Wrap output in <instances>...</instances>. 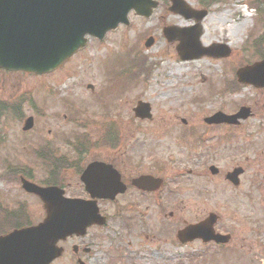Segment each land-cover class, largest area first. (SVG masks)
<instances>
[{
    "label": "rangeland",
    "instance_id": "1",
    "mask_svg": "<svg viewBox=\"0 0 264 264\" xmlns=\"http://www.w3.org/2000/svg\"><path fill=\"white\" fill-rule=\"evenodd\" d=\"M157 1L149 17L131 11L127 25L119 24L100 41L88 38L54 72H0V99L16 105L13 113L0 118V227L43 218L41 203L20 188L15 171L25 169L34 182H45L51 166L38 157L44 144L55 152L58 146L72 165L63 183L75 193L80 166L106 154L94 146L75 155L69 143L83 137L95 145L104 141L105 130L113 129L121 136L124 156L146 158L143 165L152 163L165 185L151 201L140 197L138 202L147 205L130 214L128 224L111 216L102 251L90 256L96 258L93 264H264V88L238 83L233 90L223 87L224 80L233 79L236 66L262 57L264 0H184L207 11L200 43L230 48L226 57L191 60L177 56V41L167 42L162 28L184 29L193 20L169 12L167 0ZM149 36L154 43L145 48ZM139 100L150 103L151 119L133 117ZM241 107L251 113L238 125L203 121L215 111L232 114ZM28 115L34 125L23 132ZM210 165L218 167L217 175L209 173ZM237 165L244 174L234 187L224 174ZM19 205L27 220L5 218ZM209 212L219 216L216 228L231 234L227 245L181 246L171 241L184 222L198 221ZM111 251L121 253L119 261L110 258ZM54 264L69 262L62 257Z\"/></svg>",
    "mask_w": 264,
    "mask_h": 264
},
{
    "label": "water",
    "instance_id": "2",
    "mask_svg": "<svg viewBox=\"0 0 264 264\" xmlns=\"http://www.w3.org/2000/svg\"><path fill=\"white\" fill-rule=\"evenodd\" d=\"M169 10L192 18L195 24L187 29L166 26L162 32L167 41L178 40L176 51L183 60L201 57L227 56L229 49L221 44L202 47L200 21L205 10H193L183 0H169ZM155 0H0V68L8 71H25L36 74L50 72L76 50L86 44L87 35L102 39L107 30L119 23L127 24V14L148 17L156 8ZM153 43L147 38L146 47ZM238 82L264 87V57L261 61L236 70ZM139 118L150 117V106L138 102L133 109ZM248 108L241 107L227 115L216 112L206 117L207 124H237L246 118ZM33 124L32 117L26 118L23 130ZM212 174L217 168L210 166ZM241 167L227 172L225 179L238 185ZM80 180L92 198H113L120 189L119 176L110 165L91 163L81 173ZM22 188L37 195L43 202L44 219L36 225L15 228L0 235V264H48L60 255L56 242L71 234L83 235L91 224H102L104 218L98 214L95 200L69 198L57 186H38L20 178ZM161 180L152 176H140L132 181L136 187L153 190ZM122 191V189H121ZM217 215L209 213L203 220L186 225L178 230L180 242L193 239L225 243L229 235L215 233L213 225Z\"/></svg>",
    "mask_w": 264,
    "mask_h": 264
},
{
    "label": "flooded vegetation",
    "instance_id": "3",
    "mask_svg": "<svg viewBox=\"0 0 264 264\" xmlns=\"http://www.w3.org/2000/svg\"><path fill=\"white\" fill-rule=\"evenodd\" d=\"M71 147L76 155L78 150L77 146L73 145ZM101 149H104L103 152L106 155L97 158H90L85 163V165L94 161L110 164L115 170L118 171L120 180L125 188L122 192L116 194L114 198L111 200L97 201L99 212L106 217V222L103 225H92L87 228L86 234L84 236L72 235L66 238L64 241L59 242V245L62 246V253L59 258L67 257L69 264H93V262L91 261L95 260L96 258L91 259L90 256L94 253H99L100 251H102L101 243L103 242V240H106L105 236L102 235L108 222L112 220L111 216H113L114 219L121 220V222L126 221V223L128 224L129 218L131 217L130 214L140 211V209L142 208L141 206L147 205L146 203L142 204L141 200L138 202L141 196L147 197L149 201L153 200V198L155 199L157 194L156 192H158V190L148 192L137 189L134 185H132L131 183L132 179L140 175H153L163 178L160 174L156 173L155 171L156 167L155 166L152 167L151 165L152 163L147 162L146 166L143 165L144 164L143 161L146 158H141V157L131 158L124 156L125 153L123 150V145L120 142V139L116 141L111 140L110 142L109 141L104 142L103 145L101 146ZM40 157H41L40 158L41 164L44 165L48 164L49 166H51V168L45 170L49 176L48 177L49 181L47 183H44L43 185L57 184L58 186L64 189L65 194L67 193L73 194L69 196H80V197L88 198V194L85 192L84 186L80 182L79 177L77 179V187H74L76 192L71 193L69 191H66L67 190V187H65L66 184L63 183L64 174H60L61 170H67V165L63 163V161H66L65 159L66 156L59 153L58 146H56V152L55 151L53 152L50 147L44 144L42 146ZM60 164H65L63 165L65 166V168ZM83 167L81 168L80 172L82 171ZM29 175L30 173H27L25 169L19 173V176H25L27 178H29L28 177ZM162 180H163L162 186H164L165 185L164 178ZM67 184H69V182ZM85 236L88 237L84 240ZM173 239L174 238L171 237V241ZM193 242H198L201 246H205L201 244L199 241H193ZM110 258L113 261L114 260L119 261V259L121 258V253H119L118 251L117 252L111 251ZM58 259H55L51 264H54V262ZM128 260H130V258H128ZM133 263L135 264V262Z\"/></svg>",
    "mask_w": 264,
    "mask_h": 264
},
{
    "label": "trees",
    "instance_id": "4",
    "mask_svg": "<svg viewBox=\"0 0 264 264\" xmlns=\"http://www.w3.org/2000/svg\"><path fill=\"white\" fill-rule=\"evenodd\" d=\"M262 14H264V11L262 12ZM235 84L233 85L234 87H236L237 86V83L236 82H234ZM8 107L2 102V101H0V118L3 116V115H5L6 114V112L8 111V109H7ZM20 216H18V218H19ZM5 218H9V219H14V218H16L12 213H7V215L5 216ZM19 223H21V222H19ZM6 229H0V233L1 232H3V231H5Z\"/></svg>",
    "mask_w": 264,
    "mask_h": 264
},
{
    "label": "bare ground",
    "instance_id": "5",
    "mask_svg": "<svg viewBox=\"0 0 264 264\" xmlns=\"http://www.w3.org/2000/svg\"><path fill=\"white\" fill-rule=\"evenodd\" d=\"M242 16H245V14L243 13ZM178 70H180V67H178Z\"/></svg>",
    "mask_w": 264,
    "mask_h": 264
}]
</instances>
